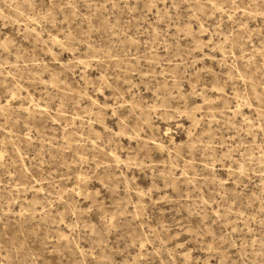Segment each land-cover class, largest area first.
I'll return each mask as SVG.
<instances>
[{
	"label": "rangeland",
	"instance_id": "rangeland-1",
	"mask_svg": "<svg viewBox=\"0 0 264 264\" xmlns=\"http://www.w3.org/2000/svg\"><path fill=\"white\" fill-rule=\"evenodd\" d=\"M0 264H264V0H0Z\"/></svg>",
	"mask_w": 264,
	"mask_h": 264
}]
</instances>
